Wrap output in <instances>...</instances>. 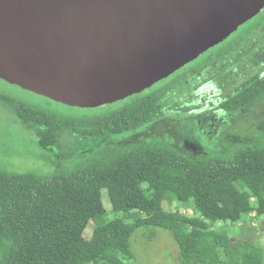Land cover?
Here are the masks:
<instances>
[{
	"label": "trees",
	"instance_id": "trees-1",
	"mask_svg": "<svg viewBox=\"0 0 264 264\" xmlns=\"http://www.w3.org/2000/svg\"><path fill=\"white\" fill-rule=\"evenodd\" d=\"M257 84L229 96L227 110L243 111L264 94V80ZM0 101L15 105L31 125L61 131L60 164L50 175L0 167V264H130L133 234L146 230L151 242L150 228L170 233L179 264H264L263 248L214 227L237 224L252 212L264 216V146L190 160L157 139L116 145L158 114L155 95L80 120L3 95ZM189 109L174 105L165 112ZM102 190L120 217L108 219ZM174 202L190 205L198 217L160 209Z\"/></svg>",
	"mask_w": 264,
	"mask_h": 264
},
{
	"label": "water",
	"instance_id": "water-1",
	"mask_svg": "<svg viewBox=\"0 0 264 264\" xmlns=\"http://www.w3.org/2000/svg\"><path fill=\"white\" fill-rule=\"evenodd\" d=\"M264 0H0V79L93 109L150 88L257 15Z\"/></svg>",
	"mask_w": 264,
	"mask_h": 264
},
{
	"label": "rangeland",
	"instance_id": "rangeland-1",
	"mask_svg": "<svg viewBox=\"0 0 264 264\" xmlns=\"http://www.w3.org/2000/svg\"><path fill=\"white\" fill-rule=\"evenodd\" d=\"M262 11V12H261ZM261 14L249 24L240 28L224 44L210 48L192 62L188 63L169 77L155 83L139 94L123 100L93 109H81L65 106L44 97L10 85L0 79V95L10 102H22L35 108L50 112L59 118L80 120L102 116L126 107L143 97L155 95L159 98V112L142 130L116 140V145L127 146L145 140L157 139L173 147L190 160L210 154L229 155L240 146H264V94L247 107L246 112H239L227 117L223 124L215 127L200 126L191 114L167 111L168 106H183L182 97L189 92L197 80L208 58L218 52H231L255 36L254 32L264 24V8ZM206 53V54H205ZM191 103H194L190 101ZM162 110V111H161ZM218 129V135L213 134ZM212 129V130H211ZM60 130L31 125L20 110L11 103L0 101V167L17 173L32 172L37 175H50L59 166L58 139ZM101 199L108 219L120 215L112 211L106 190H102ZM162 210L178 211L190 217H198L190 205L174 202L163 203ZM229 233L234 241H248L264 249V216L257 217L254 212L245 218L238 227L236 224L217 223L214 226ZM91 223L84 231L89 239L93 231ZM146 230L136 231L131 238L133 259L130 264H179L178 248L168 231L150 228L155 238L149 242L144 236Z\"/></svg>",
	"mask_w": 264,
	"mask_h": 264
},
{
	"label": "flooded vegetation",
	"instance_id": "flooded-vegetation-1",
	"mask_svg": "<svg viewBox=\"0 0 264 264\" xmlns=\"http://www.w3.org/2000/svg\"><path fill=\"white\" fill-rule=\"evenodd\" d=\"M261 12L239 26L212 49L228 41L240 28L256 19ZM252 33L256 35L249 37L248 42L237 49L231 52H218L208 58L201 73L197 74V80L192 84L191 90L182 97L183 106L190 108L187 113L194 116L197 121H202L201 127L205 125L215 127V124H223L227 117L246 112L247 108L243 111H228L226 102L229 96L236 91H243L244 88L255 89L259 86L257 84L259 80H264V24ZM210 50L208 49L207 52ZM260 97L252 104H255ZM213 134L218 135L217 128H213Z\"/></svg>",
	"mask_w": 264,
	"mask_h": 264
},
{
	"label": "crops",
	"instance_id": "crops-1",
	"mask_svg": "<svg viewBox=\"0 0 264 264\" xmlns=\"http://www.w3.org/2000/svg\"><path fill=\"white\" fill-rule=\"evenodd\" d=\"M242 222H245V219L244 220H241L240 222H238L237 224H236V227H238ZM234 225V224H233ZM232 225V226H233ZM234 241H236V240H234Z\"/></svg>",
	"mask_w": 264,
	"mask_h": 264
}]
</instances>
